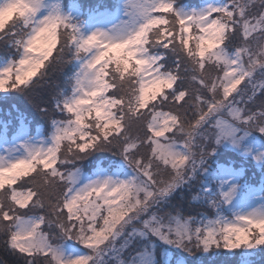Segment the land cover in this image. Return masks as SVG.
Returning <instances> with one entry per match:
<instances>
[{"label":"snow or ice","instance_id":"1","mask_svg":"<svg viewBox=\"0 0 264 264\" xmlns=\"http://www.w3.org/2000/svg\"><path fill=\"white\" fill-rule=\"evenodd\" d=\"M0 95L15 264L264 253V0H0Z\"/></svg>","mask_w":264,"mask_h":264},{"label":"trees","instance_id":"2","mask_svg":"<svg viewBox=\"0 0 264 264\" xmlns=\"http://www.w3.org/2000/svg\"><path fill=\"white\" fill-rule=\"evenodd\" d=\"M13 98V100H16L17 103L12 104L11 102L7 101L9 99H7V97H4L3 99H0L1 104L6 105L7 103L10 104L13 109L12 110H16L15 108L18 107H22L26 113H24L25 115H27L29 118L31 119H39V117L36 115L35 113V109L32 108V106L30 105L29 102H27L26 100H23L17 96H11ZM24 103V104H22ZM15 105H17L15 107ZM15 112V111H14ZM18 113V111H17ZM17 113H7L5 110L1 113L0 112V117H4L5 120H9L11 121V119L13 117H15L17 115ZM178 255V254H177ZM198 259L203 260L204 264H224L225 261H233V264H235V261H237L239 259V257H229L226 256L224 254H220L218 256H203L201 257L199 254L197 255ZM15 259H12L10 255L5 254L3 252V248L0 247V264H5V261H7V264H15ZM253 261L254 264H264V254H257L255 257H253Z\"/></svg>","mask_w":264,"mask_h":264},{"label":"rangeland","instance_id":"3","mask_svg":"<svg viewBox=\"0 0 264 264\" xmlns=\"http://www.w3.org/2000/svg\"><path fill=\"white\" fill-rule=\"evenodd\" d=\"M5 96H3V95H0V99H3ZM7 99H9V100H7V101H9V102H11L12 104H15V103H17V101L16 100H13V98L11 97V96H8L7 97ZM1 101V100H0ZM22 104H24V103H22ZM17 105H15V107H16ZM13 109V107L10 105V104H6V105H3V104H1V102H0V112L2 113L4 110L7 112V113H17V111L18 112H23V113H26V111L22 108V107H18V108H15L16 110H12ZM15 111V112H14ZM29 118V117H28ZM30 120H31V118H29ZM5 120V118L3 117H0V121H4ZM43 125H41V127H42ZM0 247L1 248H3V237L2 236H0ZM258 254H264V253H258ZM11 256V255H10ZM11 258L12 259H15L16 257H14V256H11ZM113 264H114V262H113Z\"/></svg>","mask_w":264,"mask_h":264}]
</instances>
